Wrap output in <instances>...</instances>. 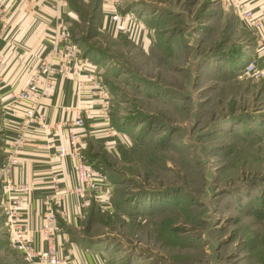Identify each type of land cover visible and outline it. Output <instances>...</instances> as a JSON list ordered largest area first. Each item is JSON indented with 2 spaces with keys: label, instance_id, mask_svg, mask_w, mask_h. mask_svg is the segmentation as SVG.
<instances>
[{
  "label": "rangeland",
  "instance_id": "obj_1",
  "mask_svg": "<svg viewBox=\"0 0 264 264\" xmlns=\"http://www.w3.org/2000/svg\"><path fill=\"white\" fill-rule=\"evenodd\" d=\"M70 1L74 43L111 100L114 144L95 146L111 196L92 205L91 247L106 264H264V79L243 75L253 31L224 0ZM5 126L15 136L0 100V168ZM6 188L0 264H25Z\"/></svg>",
  "mask_w": 264,
  "mask_h": 264
},
{
  "label": "crops",
  "instance_id": "obj_2",
  "mask_svg": "<svg viewBox=\"0 0 264 264\" xmlns=\"http://www.w3.org/2000/svg\"><path fill=\"white\" fill-rule=\"evenodd\" d=\"M79 1L89 4L93 0ZM243 1L257 17L264 11V0ZM5 4L9 21L0 31V51L6 61L0 88L1 101L5 100L8 91L21 90L27 85L40 61L50 52L51 38L56 27L64 24L70 29L77 16L70 0H6ZM104 22L105 18L99 22V27L101 24L106 27ZM109 23L111 22L108 21V25ZM245 28L250 29L246 23ZM250 30L256 36L250 60L264 71V22L259 30ZM98 74V70L92 66L83 69L80 80L85 86L81 92L78 91L76 81L56 78L52 97L45 103L46 122L51 127L50 130L45 134L34 133L24 149L18 167L10 176L0 177V191L3 193L9 182L34 186L24 196L11 193L3 199L4 206L9 197L21 200L19 211L22 222L32 232L34 247L37 250L46 247L43 233L45 216L47 212H55L58 232L54 243L58 254L62 259H71L75 264L107 262L105 254L95 251L91 247L93 243L86 239L83 232L92 215L94 203H100V207L108 209L111 184L109 181L97 182L94 188L84 194L75 193L73 190L79 185L76 161L71 158H56L53 153L54 148L68 146V129L63 126V122L75 119L76 109L81 108L82 113L87 115V126L86 130L78 131V136L82 149L87 151V163L96 173H105L95 156V146L107 141L109 145H113L114 140L113 136L108 135V125L101 117L100 100L91 94L90 77L99 76ZM9 121L17 122L11 117ZM13 136V128L6 127L3 133L6 144ZM2 160L1 157L0 164ZM56 179L59 181L58 186H54Z\"/></svg>",
  "mask_w": 264,
  "mask_h": 264
},
{
  "label": "built area",
  "instance_id": "obj_3",
  "mask_svg": "<svg viewBox=\"0 0 264 264\" xmlns=\"http://www.w3.org/2000/svg\"><path fill=\"white\" fill-rule=\"evenodd\" d=\"M227 7L239 16L252 30H259L263 26L264 11L260 16L248 8L243 0H224ZM6 0H0V26L1 29L8 23V15L5 11ZM114 6V4H113ZM115 8V6H114ZM114 8H109L110 21L122 22L123 17L116 14ZM111 17V18H110ZM126 16L125 18H127ZM106 19V18H105ZM131 20V18L129 19ZM131 23V22H130ZM52 46L50 52L40 61L33 72L27 85L21 90H10L4 101H1L2 109L6 118L16 119L17 122H10L15 131V136L7 143L5 159L0 168V176H10L20 164V158L34 133H46L50 126L46 122L45 103L52 97L54 82L57 77L66 81H76L78 91L84 88L80 78L83 69L88 64L83 61L81 51L74 43L73 36L68 26L60 24L56 27L51 38ZM6 68V61L0 51V88L3 81V72ZM93 75V74H91ZM244 76L254 80H263L264 71L257 68L254 62L243 71ZM92 82L91 94L100 100V113L103 121L110 127V96L106 85L99 76L90 77ZM81 108L76 109V117L73 120H65L63 126L68 129V146L54 148L53 156L56 158H71L76 161V175L79 181L78 187L73 190L77 194H84L87 190L94 188L97 182H108L106 175L96 173L92 170L83 154L79 141L78 131L85 128ZM58 180H54V186H58ZM33 185L14 184L9 182L5 196L11 193L26 195L33 189ZM100 199V198H98ZM21 200L9 197L5 203L4 213L6 216V228L9 233L11 248L17 251L25 264H73L69 260L59 257L54 237L56 231V214L47 212L43 233L46 237L44 250L34 248V239L31 230L22 222L20 213Z\"/></svg>",
  "mask_w": 264,
  "mask_h": 264
}]
</instances>
